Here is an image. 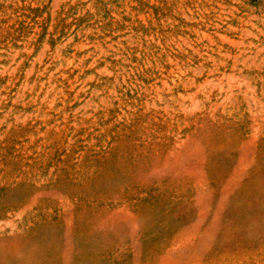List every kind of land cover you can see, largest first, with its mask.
Segmentation results:
<instances>
[{"label":"rangeland","instance_id":"obj_1","mask_svg":"<svg viewBox=\"0 0 264 264\" xmlns=\"http://www.w3.org/2000/svg\"><path fill=\"white\" fill-rule=\"evenodd\" d=\"M0 264H264V0H0Z\"/></svg>","mask_w":264,"mask_h":264}]
</instances>
